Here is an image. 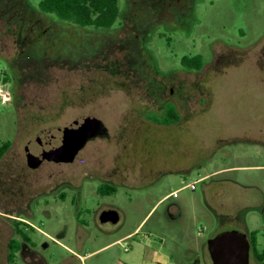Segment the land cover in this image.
<instances>
[{
	"label": "rangeland",
	"instance_id": "rangeland-1",
	"mask_svg": "<svg viewBox=\"0 0 264 264\" xmlns=\"http://www.w3.org/2000/svg\"><path fill=\"white\" fill-rule=\"evenodd\" d=\"M30 1L37 5L39 0ZM140 8L135 10L136 26L155 17L151 9ZM0 15L5 17L0 18V28H18L23 33L30 28L29 15L19 0H0ZM196 16L198 23L189 40L171 35L169 45L162 39L155 45L161 70L179 66L184 56L202 54L209 59L224 44L246 42L251 35L257 39L264 32L261 0H201ZM41 26L35 24L34 33L19 39L20 44L16 36H0V146L13 144L0 164V186L5 191L9 180L3 175L10 155L25 161V148L30 149L29 142L40 130L70 123L81 115L102 118L111 127L123 118L131 100L136 101L135 106L145 104L118 88L122 79L107 81L101 65L104 59L124 60L132 72L145 75L141 66L145 55L130 35H117L119 40L123 38L121 49L113 45L116 40L111 34L100 38L56 28L38 37ZM2 59H15L12 75L20 98L14 104L5 92L7 85L3 87L7 74ZM127 75L122 76L126 79ZM129 89L127 83L124 90ZM241 90L240 83L229 82L214 95L211 108L189 116L188 126L181 132L143 130L137 137L140 154L136 157L146 166L157 165V172H147L135 186L121 187L114 195L100 199L97 183L89 182L84 186L82 205L73 204L72 192L64 190V201L48 198L46 205L41 200L37 218L29 222L24 218L17 221L16 211L14 215L7 211L5 206L13 204L0 187V264H196L192 263L196 258L197 264H211L207 241L228 231L247 236L255 231V253L261 255L264 93ZM99 143L103 144L96 145ZM28 170L23 180L28 185L23 184L22 189L34 192L44 187L50 190L56 175L71 180L75 168L45 164L37 171ZM50 174L53 176L48 178ZM173 206L179 209V217L169 220L167 211ZM103 207L116 210L118 223H99ZM15 226L34 242L36 255L18 254L9 263L7 242L18 238ZM128 235L122 243L106 247ZM249 264H264V259L258 262L250 252Z\"/></svg>",
	"mask_w": 264,
	"mask_h": 264
},
{
	"label": "flooded vegetation",
	"instance_id": "flooded-vegetation-1",
	"mask_svg": "<svg viewBox=\"0 0 264 264\" xmlns=\"http://www.w3.org/2000/svg\"><path fill=\"white\" fill-rule=\"evenodd\" d=\"M116 1L117 14L113 23L109 26L99 25L95 27L49 13L39 7L40 0L37 5L32 4L30 0H19L21 8L29 15L30 28L27 29L28 31L26 30L23 33L18 28L14 31L13 28L8 26L6 29L0 28V36H16L17 42L19 39H28V36L34 33L33 30H36L34 25L37 23L42 24L37 32L38 37L45 36L58 28L100 38L111 34L116 40L115 42L112 41L113 45L119 46L120 40L125 38L126 35H130L140 51L145 55L144 63L141 65L145 72L144 76L136 74L138 72L136 69H134L136 72H132L124 60L116 63L115 61L110 62V60L104 59L103 64H101L107 74L104 77L107 81H109L108 78L122 79V84H119L118 88L128 97L132 95V98L139 102L143 101L145 104L142 105L138 102L141 105L135 106L136 101L131 100L128 108L125 109L126 112L123 114V118L119 119L120 121L111 127L102 118L92 115H81L74 118L70 123L43 129L44 131L57 128L64 129L71 125L75 126L76 132L72 135L73 141L59 139L58 142H55L57 151L54 150V152L60 153L59 155L63 154V148H66L64 144H73L74 141L78 140L79 135L82 134L81 128H79L77 123L93 120L100 121L106 129L105 136L95 135L93 139L87 141L81 148L76 147L78 150L73 151V155L68 160L64 159L54 162L44 159L36 169L29 168V158H39L42 152L48 151L51 147L47 146L46 142L52 137L55 138L57 136L55 133L48 131L45 132L46 134L43 132L44 136H39L42 131L40 130L37 137L29 142L30 149H28V146L25 148V161L21 159L22 157L10 155L11 160L6 166L4 175L2 174L7 176L9 180V184L5 186L7 191L4 190L3 184L0 187L2 189L1 193L5 194V198L13 204L3 205L8 208L7 211L12 215L16 211L17 221H22V218L26 219L23 221H35L38 215L37 206L41 200L46 201L48 198L58 197L64 201L66 198L64 190L72 192L73 204L82 205L85 194L84 186L89 182L97 183L96 194L100 199L116 194L121 187L135 186L137 180H142L149 175L148 173H153V170L155 172V169L158 168L156 167L157 165H155V169L146 166L142 160L136 157L140 154V150L138 153L139 145L136 147L137 137L141 135L142 131L152 129L155 133L157 131L181 132L185 130L188 126L187 120L189 116L192 113L206 111L211 108L214 95L220 94L221 90L226 88L229 82L240 83L242 85V93H264V32L257 39L251 35L246 42L238 41L235 44H224V48L212 51L209 59H205L202 54L190 57L184 56L180 59L179 66H173L168 68L167 71H163L157 63L154 52L155 45L161 39L165 41V44L169 45L171 35H177L179 39L189 40L198 23L196 7L201 0ZM261 3L264 11V0H261ZM141 6L151 9L155 13V17L148 19L146 25L136 26L134 24L135 10ZM2 17L0 15V18ZM107 19L109 20V15L105 16L104 22H107ZM118 34L124 37L119 40L117 38ZM22 35L23 37L21 38ZM18 44L20 43L18 42ZM196 58L200 60L199 67L191 65V60ZM4 61L7 77L4 79L3 87L7 85L5 92H7L11 102L14 104L15 99L20 98L14 90L15 78L12 75L15 59ZM110 66L112 67L110 68ZM123 73L128 74L126 79L122 76ZM127 83L130 89L125 91ZM169 112L175 113L178 121L166 123L164 117ZM30 123L28 122V124ZM57 133L61 132L57 131ZM97 142H103V144L99 143L96 145ZM12 148L13 144H10L0 164ZM17 158L19 161H17ZM45 164H53L55 166L71 165L75 168L74 175L71 180H65L66 178H63L62 175H56L54 177V186H51L50 190L45 187L34 192H27L24 188L22 189L23 184L28 185V183L23 181L27 179L26 171L28 169L37 171ZM59 174H61V171ZM52 176L50 174L48 178ZM26 203L27 206H25ZM45 204L47 205V201ZM25 209L31 213V216L26 214ZM106 210L114 209L107 207L103 211ZM10 219L13 218L10 217ZM14 221L16 220L12 221L15 225H21ZM18 242L19 249L16 256L18 254L23 256L24 253H36L35 244L29 238L28 241L18 239Z\"/></svg>",
	"mask_w": 264,
	"mask_h": 264
},
{
	"label": "water",
	"instance_id": "water-1",
	"mask_svg": "<svg viewBox=\"0 0 264 264\" xmlns=\"http://www.w3.org/2000/svg\"><path fill=\"white\" fill-rule=\"evenodd\" d=\"M77 125L81 128L82 134L79 135L77 138L78 140L74 141L73 144H64V146H66L65 149L63 148L65 153L61 150L63 152L61 155H59L60 153L58 154V152H54V150L57 151V149H55V142H58L59 139L73 141L72 135L76 132L75 126L71 125L64 129L57 128L41 131L39 136H44V133L48 131L50 133H55L57 136H55V138H50V140L46 142L47 146L51 147L48 151L42 152L39 158H29V168L36 169L44 159L54 162H59L64 159L68 160L73 155V151L78 150L76 147L81 148L87 141L93 139L95 135L101 137L105 136L106 129L100 121H82L80 124L77 123ZM57 131L61 133H57ZM118 221L119 216L115 210L103 211L99 216L100 224L110 223L114 225L118 223ZM42 247L45 248L46 244H43ZM206 248L211 264H249L250 242L246 234L237 231L222 232L209 239L206 243Z\"/></svg>",
	"mask_w": 264,
	"mask_h": 264
},
{
	"label": "trees",
	"instance_id": "trees-1",
	"mask_svg": "<svg viewBox=\"0 0 264 264\" xmlns=\"http://www.w3.org/2000/svg\"><path fill=\"white\" fill-rule=\"evenodd\" d=\"M39 7L49 13L60 15V17L67 20H76L79 23L98 27L99 25L109 26L113 23L117 14V1L116 0H40ZM109 15V20L104 22L105 16ZM94 18V19H93ZM93 22V23H92ZM191 65L199 67V58L191 60ZM164 121L176 122L178 117L175 113L169 112L164 117ZM10 146L9 142H5L0 146V161L3 158L5 152ZM18 226V225H17ZM15 226V233L18 239L28 241V236ZM250 242V252H253L255 259L258 262H262L264 259V249L261 255H256V232H251L248 236ZM7 260L9 263H14L16 259V253L19 249V242L17 239H10L7 242Z\"/></svg>",
	"mask_w": 264,
	"mask_h": 264
},
{
	"label": "crops",
	"instance_id": "crops-1",
	"mask_svg": "<svg viewBox=\"0 0 264 264\" xmlns=\"http://www.w3.org/2000/svg\"><path fill=\"white\" fill-rule=\"evenodd\" d=\"M199 180H202V178L199 179ZM178 213H179V209L176 206H173V208H171L169 211H167V218L169 220H176L179 217ZM129 238H130V235L122 237V238H119L116 241H114V242L110 243L109 245H107L106 247L111 246V245H118V244L122 243L123 241H125V240H127ZM192 263H196L197 264V263H199V260L196 258V259H194L192 261ZM157 264H159V263H157ZM164 264H168V263H164Z\"/></svg>",
	"mask_w": 264,
	"mask_h": 264
},
{
	"label": "built area",
	"instance_id": "built-area-1",
	"mask_svg": "<svg viewBox=\"0 0 264 264\" xmlns=\"http://www.w3.org/2000/svg\"><path fill=\"white\" fill-rule=\"evenodd\" d=\"M189 188H190V190H194L195 189L193 185H191ZM126 251H128V250H126Z\"/></svg>",
	"mask_w": 264,
	"mask_h": 264
}]
</instances>
